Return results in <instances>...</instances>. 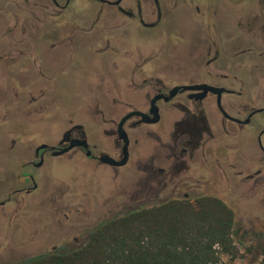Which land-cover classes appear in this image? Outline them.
<instances>
[{"label":"flooded vegetation","instance_id":"af4514ba","mask_svg":"<svg viewBox=\"0 0 264 264\" xmlns=\"http://www.w3.org/2000/svg\"><path fill=\"white\" fill-rule=\"evenodd\" d=\"M1 127L9 151L29 149L0 208L55 178L48 164L76 165L89 190L47 204L64 219L50 252L158 201L264 218V0H0ZM122 176L128 188L103 189Z\"/></svg>","mask_w":264,"mask_h":264},{"label":"trees","instance_id":"16d2710c","mask_svg":"<svg viewBox=\"0 0 264 264\" xmlns=\"http://www.w3.org/2000/svg\"><path fill=\"white\" fill-rule=\"evenodd\" d=\"M234 227L233 211L218 198L169 200L102 222L80 247L3 264H218L239 255ZM258 253L264 264V242Z\"/></svg>","mask_w":264,"mask_h":264},{"label":"rangeland","instance_id":"374dc122","mask_svg":"<svg viewBox=\"0 0 264 264\" xmlns=\"http://www.w3.org/2000/svg\"><path fill=\"white\" fill-rule=\"evenodd\" d=\"M67 75H69L68 79ZM63 76L64 77L59 80V82H57V78L55 81L60 88L63 87L66 82L69 84L77 74L66 73L63 74ZM1 131L2 127L0 128V195L3 191L11 190L12 187L8 185L6 180H12L13 172L16 170L19 162L27 156L29 149L27 145L22 148L16 147L9 151L10 145L3 141L4 133ZM23 131L30 133L29 128H24ZM28 136L30 137V135ZM31 136L34 137L33 134H31ZM27 137L19 134V132H15V134L13 133L11 135V138H15L18 142L27 140L29 138ZM32 137L28 141H31ZM49 165L50 164L44 167L42 178H45L46 175L44 173H48L50 170L52 173H55V178L41 184L39 191L30 196H14V201L18 200L19 203H10L0 208V264L17 262L31 255L50 252L51 246L54 244L43 245V241L48 234H53L57 231V222H63L64 220L61 215L53 216L50 207L53 201L61 200L66 203L74 199L75 195L89 194V190L81 188L83 182L80 178L78 180L72 178V174L75 173L74 171L77 167L76 165L70 166L67 164L64 166L59 164L55 167ZM105 179L106 181H104V184L102 183L103 189L105 190H117L118 188H128L130 186L128 182L124 184L127 180L123 176L118 177V180H110L107 177H105ZM44 181H46V179H44ZM140 186L139 187L144 190V183ZM247 194L250 197L252 196L251 192ZM5 195H3V198H6ZM253 198L256 200L258 199L257 196ZM41 199L48 201L45 207L38 208V202H41ZM161 202L162 201H158L143 206ZM44 203H41V205ZM70 203L75 204L73 201ZM238 207L240 208V206ZM246 214L249 216L245 217ZM254 214H256L255 210H251L250 212L241 208L238 210L234 227L235 235L233 238L239 250V255L235 259L221 256L218 264L259 263L260 256L258 248L259 245L264 242V218L255 217L253 216ZM68 217L69 220L66 224H73L86 220L93 224L100 219L89 218L82 213L78 215L77 213H68ZM249 247H252V251L250 253L245 252V249Z\"/></svg>","mask_w":264,"mask_h":264}]
</instances>
